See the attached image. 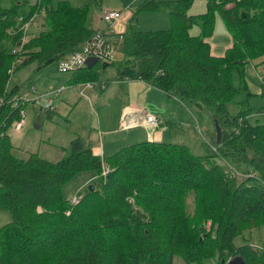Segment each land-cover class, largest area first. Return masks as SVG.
I'll use <instances>...</instances> for the list:
<instances>
[{
    "label": "trees",
    "instance_id": "trees-1",
    "mask_svg": "<svg viewBox=\"0 0 264 264\" xmlns=\"http://www.w3.org/2000/svg\"><path fill=\"white\" fill-rule=\"evenodd\" d=\"M191 2L145 0L133 8L121 35L124 57L115 65L116 78L142 80L187 107L210 110L221 128L220 142L214 129L205 154L183 143L152 140L102 158L77 137L55 162L36 152L25 158L14 154L7 130L20 119L26 100L17 95L20 86L10 88V79L22 66L42 68L80 50L98 31L87 23L90 3L0 5V208L11 214L0 226V264H173L175 255L186 264H209L214 256L222 264L235 255L243 264H264V246L243 233L264 225V123L248 118L264 112V104L255 106L264 97V81L256 94L245 77L248 62L261 59L264 65V0H206L205 12L188 15ZM145 9L167 12L170 26L135 30ZM217 14L231 37L221 56L212 54L207 41ZM30 19L42 28L29 33L20 48ZM192 25L198 33L190 32ZM104 67L75 69L72 81L106 85ZM239 94L243 99L237 102ZM230 102L249 106L231 114ZM49 106L42 108L45 113L57 112ZM83 171L95 172L93 189L88 185L72 203L65 185ZM190 195L193 209H187ZM128 228L127 245L118 244L116 231ZM239 234L244 239L236 244Z\"/></svg>",
    "mask_w": 264,
    "mask_h": 264
},
{
    "label": "rangeland",
    "instance_id": "rangeland-1",
    "mask_svg": "<svg viewBox=\"0 0 264 264\" xmlns=\"http://www.w3.org/2000/svg\"><path fill=\"white\" fill-rule=\"evenodd\" d=\"M14 0H0L2 7H9ZM35 0H30L34 2ZM60 0H51L55 5ZM72 5H82L84 3H90L87 23L93 28L96 27V18L101 15L104 8H117L119 10L128 9L125 7L131 5L129 11L138 6L145 0H103L101 5H95L93 0H68ZM165 1V0H156ZM116 9V10H117ZM206 11V0H192L187 13L188 15H197ZM121 16L122 17V11ZM127 15V11L125 12ZM125 16V14H123ZM156 16H166L169 18V22L165 27L170 26V17L167 12H157L148 9L141 10L138 19L133 23L135 30L147 31L153 29L154 25L160 27L164 23H157ZM168 16V17H167ZM126 17V16H125ZM102 20V18L100 17ZM103 21V20H102ZM104 22V21H103ZM103 22L100 26H103ZM155 23V24H154ZM161 27L159 29H165ZM40 29L37 20L34 24L28 26V32H37ZM154 30V29H153ZM192 34L199 32L198 25H192L190 28ZM210 43L213 45V51L216 53H222L225 51L226 45H230L231 39L227 32L223 20L219 14L215 17L214 31L210 38ZM113 59L108 62V66L102 74L103 79L111 78L116 74L115 65L123 60V52L120 43L112 51ZM261 59L257 61H251L246 64L245 77L250 83V90L254 91L262 89V81H264V65L259 63ZM106 62V61H105ZM58 62H51L42 68L35 63L22 66L13 73L10 79V88L18 85L20 86V93L17 95L22 96L25 101L23 113L25 125L20 129L21 133L17 137V133L14 131L15 125L13 124L7 130L12 143L14 145V154L17 157L25 158L29 152H36L42 158L50 161L60 160L71 148V141L77 136L85 139L88 134V130L95 132L96 135L107 145V143H113L108 141L109 137L115 139H121V136L128 133V139L131 141H142L148 139L149 135L158 131L161 134L160 139H166L167 141L182 142L190 148L195 154H205L209 151L211 143V134H214V122L212 119V112L208 109L196 110L194 108L185 111L186 115L183 116L182 111H178L176 114L175 101H167L165 105L166 111L171 114L175 113L178 121H174L176 124L168 129V131H162V127L156 128L150 124L140 123L138 127L129 131H118L113 134H106V129H116L119 126V112L122 107L132 105L130 109L142 110L146 113H158L161 112L158 105V98L150 96L147 98L146 90L139 88L135 81L129 80L127 82H110L106 89L101 90L99 85H95L90 89H93V93L90 89H86L85 85H70L66 82L70 75V71L61 72L57 67ZM97 63H103V61ZM96 63V64H97ZM95 64V65H96ZM257 65L256 67L254 65ZM259 75H263V80ZM113 78V77H112ZM235 78V76H234ZM264 84V83H263ZM33 86L35 90H33ZM253 89V90H252ZM83 91V92H81ZM152 94L158 95L162 100H167L164 93L157 91ZM43 94L42 99H34ZM47 98H51L54 107L57 112L45 113V110L41 108L44 105ZM242 95H236L235 101H241ZM254 102V101H253ZM260 106L264 104V97L258 100ZM248 103L237 104L228 103V111L231 114L236 113L242 108H247ZM250 122L252 123H264V112H258L251 114ZM128 114L126 115L127 118ZM175 117L174 120L177 118ZM186 122H185V120ZM178 122V123H177ZM186 123V124H185ZM121 125V123H120ZM103 127V134L101 137L100 129ZM108 127V128H106ZM134 135H142L133 138ZM156 137V135L154 136ZM92 145H94V137L90 138ZM101 155V154H100ZM102 158L106 157L101 155ZM104 170L107 168L103 166ZM96 179L95 172L83 171L76 177L72 178L64 188V196L70 199L74 194L82 192L84 188L94 182ZM193 196L187 197V209H193ZM67 210L66 213H69ZM9 209L0 208V226L10 219ZM210 221V220H208ZM210 223L207 225L209 226ZM128 229L117 230L119 238L118 244L127 245L126 237L128 235ZM244 235L253 245L264 246V225L258 227H250L244 230ZM242 234L237 235L234 238L236 244L243 242ZM209 264H216V256L207 260ZM227 260H223L222 264H226ZM173 264H186L181 256L175 255L173 257Z\"/></svg>",
    "mask_w": 264,
    "mask_h": 264
},
{
    "label": "crops",
    "instance_id": "crops-1",
    "mask_svg": "<svg viewBox=\"0 0 264 264\" xmlns=\"http://www.w3.org/2000/svg\"><path fill=\"white\" fill-rule=\"evenodd\" d=\"M125 7H127L128 9H125V10H119V9H117V8H104V9H114V10H119V11H122V17L121 18H119L116 22H114L112 25H111V28H112V30H113V34L112 35H110L109 36V39H110V41L112 42V44H113V46H114V49H115V47H117V45L120 43V41H121V35L125 32V31H127V28H128V22H129V18H130V16H131V11H129V9L131 8V5L130 6H127V4L125 5ZM130 7V8H129ZM128 12L127 13V15H126V13L125 12ZM123 14H125V16L123 15ZM100 17H101V15H99L97 18H96V21H95V23H96V27L95 28H93L92 26H90V27H92L93 29H95V30H97V29H102V30H105V29H107L108 28V24H106L105 22H103L101 19H100ZM168 17V16H167ZM156 19H158V22L157 23H164V25H161L160 24V27H158L157 25H154L153 27H150V28H153L154 30H158L159 28H161V27H165L166 25H165V23L167 24L168 22H169V18H166V16H156ZM101 22H103V26H100V23ZM28 23V22H27ZM38 24H39V26H40V29L42 28L41 27V25H40V23L39 22H37ZM155 24V23H154ZM30 25V24H29ZM24 27V26H23ZM166 28H168V27H165V29ZM39 29V30H40ZM153 29H149V30H153ZM38 30V31H39ZM37 31V32H38ZM37 32H31L30 31V34L32 33H37ZM28 34H29V32H28V28H27V31H26V37L28 36ZM213 35V34H212ZM212 35L209 37V38H207V41L210 43V38L212 37ZM230 39H231V37H230ZM231 43V42H230ZM210 46H211V52H212V54H214V55H216V56H221V55H223V53L224 52H222V53H215L214 51H213V45L210 43ZM229 47V45H226V49ZM225 49V50H226ZM36 64V63H35ZM108 66V65H107ZM107 66H105L104 68H102V71H103V73L102 74H104V72H105V70H106V68H107ZM86 67V66H85ZM39 70H40V68H39ZM116 75L117 74H114L111 78H105V79H103V78H101V81H106V80H108V83L106 84V85H104V84H102L101 86L99 85V84H90V83H83V82H74V81H72V78H71V74L69 75V77L67 78V80H66V82L68 83V84H70V85H85V87H87L86 89H90V88H92V87H95V85H99L100 86V88H101V90H103V89H106L108 86V84L110 83V82H117V81H119V82H127V81H129V80H127V79H118V78H116ZM260 76V79L262 80V76L261 75H259ZM102 77V76H101ZM71 79V80H70ZM132 81H135L136 83H138V87L139 88H142L143 90H146L145 88H148L147 90H146V93H147V98H149L150 96L152 97V96H155L156 98H158V105H157V108H159V110H161V112H158V113H155L154 114V112L153 113H150V114H154V115H156L159 119H160V121L162 120L164 123H166V121H168V120H171V121H178L180 118H177L176 117V114H177V112L178 111H182L183 112V116L185 117V115H186V113H185V111H188L189 109H191L190 107H187L186 105H184L179 99H177L176 97H174V96H172V95H169L168 93H166V92H164L163 90H161V89H159V88H156V87H153V86H151V85H149L148 83H146V82H144V81H142V80H132ZM248 85H249V88H251L250 87V83L248 82ZM143 87H145V88H143ZM94 89V88H93ZM93 89H90L91 90V92H89V93H93L92 91H93ZM33 90H35V87L33 86ZM253 90V89H252ZM261 90L262 89H257V90H254V91H252L253 93H256V94H259L260 92H261ZM156 91V93H159V92H157V91H160V92H162V93H164V95L167 97V100H162L158 95H160V94H158V95H156V94H152L153 92H155ZM81 92H83V91H81ZM19 93H20V91H19ZM20 96V95H19ZM43 94H41L40 96H38V97H36L35 99H34V101L35 100H37V99H42L43 97ZM169 98L172 100V101H175V103L176 104H174L175 106H176V114L175 113H171V114H169L167 111H166V109H165V105H167V101H170L169 100ZM48 105H50L49 107H54V105H53V102H52V100H51V98H47V100L45 101V103H44V105H41V108H43V107H47ZM131 107H133L132 105H128V106H124V107H122L121 108V110H120V112H119V127L118 128H116V129H106L104 132L106 133V134H113V133H116V132H118V131H122V130H124L125 132L126 131H129V130H132V129H135L136 127H138L139 126V124L140 123H144V120H143V116H142V114H144L145 113V109H142V110H137V109H135V108H133V109H130ZM55 108V107H54ZM195 109V108H194ZM128 114V116H127V118H126V115ZM255 115V114H254ZM252 115H249V121H250V117H251ZM175 117L177 118L176 120H174L175 119ZM185 120V119H184ZM179 122V121H178ZM177 122V123H178ZM185 122H186V120H185ZM26 123V122H25ZM25 123H24V125H25ZM120 123H121V125H120ZM164 123L163 124H161V125H159V126H157L156 128H158V127H162V131H168V129H170L168 126H165L164 125ZM252 123V122H251ZM186 124V123H185ZM106 128H108V127H106ZM93 129V128H92ZM92 129H89L88 130V134H87V136L85 137V139H82L81 137V139L82 140H84V142L86 143V144H88L90 147H91V149L93 150V152L94 153H96V154H98V155H103V156H108V155H111L112 153H114L115 151H117L118 149H120V148H122V147H124V146H126V145H130V144H133V143H137V142H142V141H152V140H154V141H162V140H164V141H167L166 139H160V136H161V134H159V132L158 131H156V132H154V133H152V134H150L149 135V137H148V139H143L142 141H131L130 139H128L127 137H128V133H126L125 135H123V136H121V139L119 140V139H115L114 137H109L108 139H107V142L108 141H113V143L111 144V143H107V145L102 141V139H100L101 140V142H99V137L96 135V133L95 132H91V130ZM14 131L17 133L16 135H17V137H19V135H20V133H21V131H20V129H16V128H14ZM100 132H101V137H102V134H103V127L100 129ZM156 135V137H154ZM91 136H93L94 137V145H92V143H91V140H90V138H91ZM138 136H142V135H134L133 136V138H136V137H138ZM77 137H79V136H77ZM10 138V137H9ZM10 140H11V138H10ZM11 142H12V140H11ZM178 143H182V142H178ZM13 144V143H12ZM184 144V143H183ZM209 145H211V143H209ZM100 155V156H101Z\"/></svg>",
    "mask_w": 264,
    "mask_h": 264
},
{
    "label": "built area",
    "instance_id": "built-area-1",
    "mask_svg": "<svg viewBox=\"0 0 264 264\" xmlns=\"http://www.w3.org/2000/svg\"><path fill=\"white\" fill-rule=\"evenodd\" d=\"M121 16V12L119 10H114V9H103L101 13V18L102 20L108 24V28L105 30L98 29L96 34L87 40V42L81 47L80 50L74 51L73 53L67 55L63 59H61L58 63V70L61 72H66V71H74L75 69L81 68L86 66V59L90 56H95L98 58V61H109L113 59V44L109 39V36L112 35L114 32L111 28V25L116 22ZM31 22V19L28 23H26L23 27V36L21 37V45L20 48L22 47V44L24 43L26 39V31ZM18 61V60H17ZM16 61V62H17ZM11 66L9 69V73L13 72V67L15 66V63ZM22 98V96L20 97ZM144 123L150 124L152 126H159L160 119L150 113H144L142 114ZM24 113L23 111L21 112L20 119L17 120L14 125L16 129H21L24 126ZM108 167L104 170L107 171ZM78 196L73 195L71 198L72 203H76L78 201Z\"/></svg>",
    "mask_w": 264,
    "mask_h": 264
},
{
    "label": "water",
    "instance_id": "water-1",
    "mask_svg": "<svg viewBox=\"0 0 264 264\" xmlns=\"http://www.w3.org/2000/svg\"><path fill=\"white\" fill-rule=\"evenodd\" d=\"M97 61H98V58L95 56L88 57L86 59V67L88 69H91L97 63ZM105 63L106 62L102 63L103 67L105 66ZM214 123H215V130H216V143H219L220 139H221L222 132H221V128L218 124V121L215 120ZM89 187L91 190L93 189V185H89ZM221 262H223V258L221 259ZM226 263L227 264H243L244 262L239 255H235V256L229 258Z\"/></svg>",
    "mask_w": 264,
    "mask_h": 264
},
{
    "label": "flooded vegetation",
    "instance_id": "flooded-vegetation-1",
    "mask_svg": "<svg viewBox=\"0 0 264 264\" xmlns=\"http://www.w3.org/2000/svg\"><path fill=\"white\" fill-rule=\"evenodd\" d=\"M227 264V263H226Z\"/></svg>",
    "mask_w": 264,
    "mask_h": 264
}]
</instances>
